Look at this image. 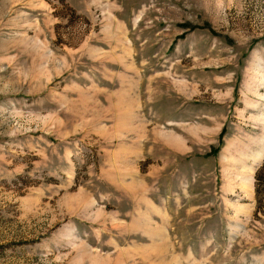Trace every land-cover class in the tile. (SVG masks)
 <instances>
[{
  "label": "rangeland",
  "instance_id": "1",
  "mask_svg": "<svg viewBox=\"0 0 264 264\" xmlns=\"http://www.w3.org/2000/svg\"><path fill=\"white\" fill-rule=\"evenodd\" d=\"M263 159L264 0H0V264H264Z\"/></svg>",
  "mask_w": 264,
  "mask_h": 264
},
{
  "label": "trees",
  "instance_id": "2",
  "mask_svg": "<svg viewBox=\"0 0 264 264\" xmlns=\"http://www.w3.org/2000/svg\"><path fill=\"white\" fill-rule=\"evenodd\" d=\"M217 152V149H216ZM264 159L260 169L256 172L254 178V194L256 199V210L261 208V199L264 193Z\"/></svg>",
  "mask_w": 264,
  "mask_h": 264
}]
</instances>
